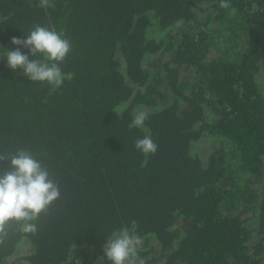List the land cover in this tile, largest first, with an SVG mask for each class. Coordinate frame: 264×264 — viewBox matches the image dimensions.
I'll list each match as a JSON object with an SVG mask.
<instances>
[{
	"label": "trees",
	"instance_id": "16d2710c",
	"mask_svg": "<svg viewBox=\"0 0 264 264\" xmlns=\"http://www.w3.org/2000/svg\"><path fill=\"white\" fill-rule=\"evenodd\" d=\"M229 2L235 12L220 0H0L2 49L53 28L72 43L73 74L53 91L0 54V154L30 151L61 193L35 234L6 225L0 264L24 239V264H110L108 235L133 221L144 264H264V0ZM139 107L149 119L130 128ZM145 135L158 145L146 164L134 146ZM204 136L217 143L206 160L193 153Z\"/></svg>",
	"mask_w": 264,
	"mask_h": 264
},
{
	"label": "clouds",
	"instance_id": "9594fccd",
	"mask_svg": "<svg viewBox=\"0 0 264 264\" xmlns=\"http://www.w3.org/2000/svg\"><path fill=\"white\" fill-rule=\"evenodd\" d=\"M40 3L45 9L50 7L49 0H40ZM220 7L235 12L229 0H220ZM11 43L16 49L3 50L0 46V54L10 69L22 70L33 83L58 91L65 81L73 79L72 73L62 69L72 52V43L63 33L34 24L27 38L13 37ZM21 48L27 49L33 59H29V54L23 53ZM127 107L126 102H121L113 112L119 114ZM148 119L149 113L141 107L133 112L129 127L144 129ZM134 146L145 157V164L158 151V145L150 135L138 138ZM0 160L9 161L11 167L10 171L0 175V244H3L7 237L6 225L11 222L18 223L22 232L35 234L41 214L60 199L61 193L58 182L30 151L19 149L10 156L0 154ZM142 243V238L135 232V221L131 227L122 225L108 235L103 258L110 264H144L139 256Z\"/></svg>",
	"mask_w": 264,
	"mask_h": 264
},
{
	"label": "rangeland",
	"instance_id": "374dc122",
	"mask_svg": "<svg viewBox=\"0 0 264 264\" xmlns=\"http://www.w3.org/2000/svg\"><path fill=\"white\" fill-rule=\"evenodd\" d=\"M208 4H209V2L205 1V2H201V3L196 5L195 11H196V15H197L198 20L203 18L206 15V12H207L206 7H207ZM185 73L189 74V72H185ZM257 79L259 81L260 88H261V90L264 93V78H263V74L260 73L258 75ZM207 116H208V118H210V114H208ZM216 144L217 143H216V141L213 138H209V137L204 136V137H202L201 139L197 140L194 143L193 153L200 154L206 160V159H208V156L211 154V152L214 151L217 148ZM142 241H143V243H142V245H143L145 241L144 240H142ZM253 242H254V237L251 240V243H253ZM149 243H150L149 244L150 247H151L152 244H154V245L157 244L156 251H157V253H160L161 249H160L159 243H157L154 239H150ZM30 249L31 248H30V244H29L28 240L24 239L22 241V243L20 244L17 253L14 256L9 257L7 259V261L10 264H24L25 260L23 259V256L27 255L30 252ZM80 251L81 250H78L77 252H79V254H80L79 258L81 259L82 258V252L80 253Z\"/></svg>",
	"mask_w": 264,
	"mask_h": 264
}]
</instances>
